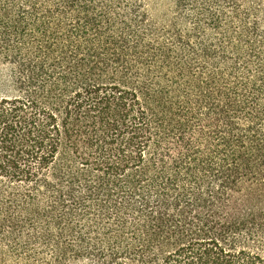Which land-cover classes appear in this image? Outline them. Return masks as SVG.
Instances as JSON below:
<instances>
[{"label": "trees", "instance_id": "16d2710c", "mask_svg": "<svg viewBox=\"0 0 264 264\" xmlns=\"http://www.w3.org/2000/svg\"><path fill=\"white\" fill-rule=\"evenodd\" d=\"M0 0V264H264V0Z\"/></svg>", "mask_w": 264, "mask_h": 264}, {"label": "rangeland", "instance_id": "374dc122", "mask_svg": "<svg viewBox=\"0 0 264 264\" xmlns=\"http://www.w3.org/2000/svg\"><path fill=\"white\" fill-rule=\"evenodd\" d=\"M148 4L155 16H160L166 9L164 0H148Z\"/></svg>", "mask_w": 264, "mask_h": 264}]
</instances>
